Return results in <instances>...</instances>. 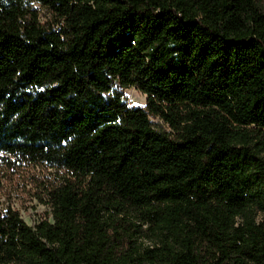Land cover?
<instances>
[{
  "label": "trees",
  "instance_id": "16d2710c",
  "mask_svg": "<svg viewBox=\"0 0 264 264\" xmlns=\"http://www.w3.org/2000/svg\"><path fill=\"white\" fill-rule=\"evenodd\" d=\"M14 162L58 177L50 219L0 209V264H264V0H0Z\"/></svg>",
  "mask_w": 264,
  "mask_h": 264
},
{
  "label": "rangeland",
  "instance_id": "374dc122",
  "mask_svg": "<svg viewBox=\"0 0 264 264\" xmlns=\"http://www.w3.org/2000/svg\"><path fill=\"white\" fill-rule=\"evenodd\" d=\"M30 8L36 10L39 23L42 25L54 23V17L49 9L36 3L30 4ZM112 91L120 93L129 108H145L146 96L136 89L122 88L114 84ZM149 119L156 131L167 133L170 131L162 120L154 117H149ZM14 164L5 167H1L0 164V209L11 207L29 226L41 220L50 219L48 208L38 200V197L42 194V184L58 176L49 169L30 167L16 162ZM262 217V214H256L258 221Z\"/></svg>",
  "mask_w": 264,
  "mask_h": 264
}]
</instances>
